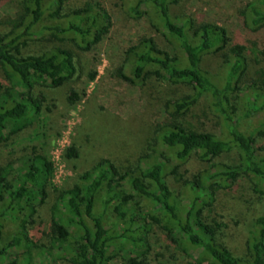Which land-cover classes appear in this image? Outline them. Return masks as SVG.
Wrapping results in <instances>:
<instances>
[{"label": "trees", "instance_id": "16d2710c", "mask_svg": "<svg viewBox=\"0 0 264 264\" xmlns=\"http://www.w3.org/2000/svg\"><path fill=\"white\" fill-rule=\"evenodd\" d=\"M180 1L131 0L129 14L139 19L152 11L182 54L171 55L158 48L153 39L143 38L127 51L133 59L132 75L134 80H142L146 69L155 67L151 75L182 86L183 94L164 107L170 118L188 114L200 99H207L208 109L220 121L224 135L199 131L174 119L155 130L154 141L155 146L171 152L176 165L168 168L157 158L146 164L140 159L134 171L123 172L101 159L80 176V185L61 190L52 185L54 168L46 144L36 143L29 127L39 120L46 102L36 87L58 89L74 79L75 57L65 48L38 56H23L22 49L47 35L53 41H67L79 51L90 52L109 33L110 18L98 2L68 9L66 0H0L14 3L16 8L15 16L6 18L5 31L0 33V151H8L9 157L25 163L21 169H15L14 162L0 167V233L7 224L15 226L13 237L0 248V264L13 249L22 250V260L19 263L15 258L12 264H34L33 249H45L31 239L29 230H34L51 193L56 194V203L49 230L42 235L49 237V246L70 264H111L109 251L121 242H128L135 254L121 264H153L148 252L137 253L141 247L149 250L154 226L182 253L198 252L208 264H264V214L252 223L245 258L237 257L218 240L223 224L215 220L209 223L204 216L205 211H212L219 192L244 176L253 181L255 193L264 197V157L258 154L254 135L239 128L243 119L264 111V77L244 89L250 61L242 37L231 36L213 23H196L190 17L176 21L170 7ZM44 21L48 23L43 26ZM240 21L248 30L263 29L264 0L244 8ZM259 55L264 57V49ZM210 56L222 59L221 83L203 67ZM95 77L93 72L88 80ZM80 100L75 89L65 98L69 106ZM233 150L238 155L236 165L211 164ZM67 157H77L73 147ZM192 157L210 167L185 182L192 196L181 205L171 187L172 179L179 165ZM125 187L146 201L145 209L138 203L131 206L133 197ZM116 201V220L107 223L108 207ZM56 206L60 210H55ZM36 232L40 233L38 229Z\"/></svg>", "mask_w": 264, "mask_h": 264}, {"label": "rangeland", "instance_id": "374dc122", "mask_svg": "<svg viewBox=\"0 0 264 264\" xmlns=\"http://www.w3.org/2000/svg\"><path fill=\"white\" fill-rule=\"evenodd\" d=\"M88 2H98L107 11L111 22L109 33L92 51H79L70 42L53 41L47 35L30 42L22 49L23 56H38L55 48H65L70 49L75 57L77 71L74 79L58 89L36 87L38 92L42 91L46 102L39 120L29 127L36 143L46 144L45 151L53 162L54 187L65 190L80 185V176L101 159L109 160L123 172L134 171L140 159L146 164L157 158V162H163L166 167L171 168L176 162L171 158L169 150L155 146L154 132L174 119L199 131H208L218 137L224 135L220 121L209 111L208 100L205 98L200 99L188 114L170 118L164 112V107L167 102L181 96L183 88L151 75L156 70L155 67H148L142 80H134L133 59L127 51L141 39L151 38L161 50L171 55H182L176 41L157 24L152 11L134 19L128 12L131 0H66V6L68 9H78ZM256 2L257 0H181L170 7V14L176 21L190 17L196 23H213L227 29L231 36L239 34L242 37L248 47L250 61L244 89L251 87L253 82H260L264 77V57L259 55L264 49V28L251 31L244 28L240 21V13L244 8ZM15 14L14 3H0V33L5 31L3 22L6 18H13ZM47 23L44 21L42 25ZM203 67L216 83L222 82L224 68L220 57H208ZM93 72L96 77L89 81L88 75ZM124 77L133 81H127ZM71 89L81 95V100L74 106H69L65 101ZM241 108L242 104L239 106ZM239 128L246 134L254 135L258 154L264 157V111L243 119ZM71 147L75 149V158L67 157V151ZM7 154L8 151H0V167L9 162H14L15 169L25 166V163ZM237 163L238 155L233 150L222 154L211 164ZM209 167V164L200 163L195 157L179 165L178 174L171 181L179 204H186V200L192 196V191L185 182ZM125 190L133 197L130 200L131 206L138 203L140 207L146 208L145 200L130 188L125 187ZM55 203L56 194L51 193L34 230H29L31 239L39 246H45L42 251L33 249L34 264H70L59 256L55 248L49 246V237L42 235V231L49 230L50 214ZM118 204L119 201H116L108 207L105 217L107 223L115 222L114 207ZM55 210H60V206H56ZM262 214L264 197L255 193L253 181L248 176L239 178L230 188L221 190L212 211L204 212L207 222L215 220L223 224V228L217 232L218 240L241 258L247 257V240L252 223ZM14 231L15 226H5L0 233V248L13 237ZM143 252H148L147 258L153 264H208L198 252L182 253L155 226L149 238V250L141 247L137 255ZM21 254L22 250H11L3 264H12L15 258L20 263ZM109 255L113 257L111 264H121L135 254L128 242H121L109 251Z\"/></svg>", "mask_w": 264, "mask_h": 264}]
</instances>
